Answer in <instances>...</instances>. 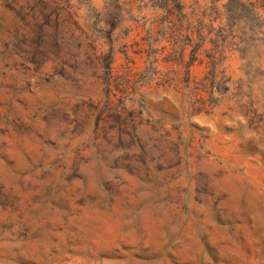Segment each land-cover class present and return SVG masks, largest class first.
Returning a JSON list of instances; mask_svg holds the SVG:
<instances>
[{"label":"rangeland","instance_id":"obj_1","mask_svg":"<svg viewBox=\"0 0 264 264\" xmlns=\"http://www.w3.org/2000/svg\"><path fill=\"white\" fill-rule=\"evenodd\" d=\"M226 3L0 0V264H264V14Z\"/></svg>","mask_w":264,"mask_h":264},{"label":"trees","instance_id":"obj_2","mask_svg":"<svg viewBox=\"0 0 264 264\" xmlns=\"http://www.w3.org/2000/svg\"><path fill=\"white\" fill-rule=\"evenodd\" d=\"M213 2H217L219 0H212ZM227 8L233 10L234 12L240 13L244 9H248V12L252 14L253 22L260 19L264 14V0H226ZM250 10V11H249ZM259 29V28H258ZM261 33L257 30V26L254 28L253 38L251 43L247 45V50L251 48L256 49L257 44L260 41L257 39ZM264 35V34H263ZM242 44V41L240 42ZM255 55V53H254ZM257 55V54H256ZM257 57V56H256Z\"/></svg>","mask_w":264,"mask_h":264}]
</instances>
